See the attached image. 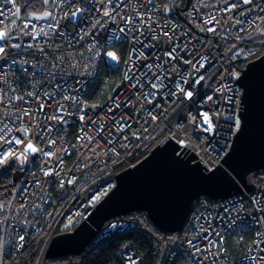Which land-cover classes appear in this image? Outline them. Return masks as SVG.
<instances>
[{
  "label": "built area",
  "instance_id": "2783aa9c",
  "mask_svg": "<svg viewBox=\"0 0 264 264\" xmlns=\"http://www.w3.org/2000/svg\"><path fill=\"white\" fill-rule=\"evenodd\" d=\"M180 1L56 0L44 11L52 16L38 20L34 16L44 12L21 17L18 0H0V30L10 32L0 55V153H14L0 164V264H53L54 238L84 221L119 173L169 140L184 154L194 153L192 163L209 170L223 163L239 128L238 75L264 55V0H191L184 17L170 5ZM77 8L83 11L73 17ZM109 51H118L119 64L106 56ZM119 69L106 100L96 106L86 100L103 70L105 84ZM202 113L212 118L211 132L204 131ZM13 137L23 143H7ZM27 143L38 151L16 159ZM258 176L250 190L194 204V234L185 238L181 260L225 264L231 260L226 235L242 227L252 238L237 264H264V176ZM130 230L147 233L135 219L112 218L91 244ZM121 252L125 264H142L132 241L124 240ZM75 261L56 264H81Z\"/></svg>",
  "mask_w": 264,
  "mask_h": 264
},
{
  "label": "water",
  "instance_id": "95a60500",
  "mask_svg": "<svg viewBox=\"0 0 264 264\" xmlns=\"http://www.w3.org/2000/svg\"><path fill=\"white\" fill-rule=\"evenodd\" d=\"M238 83L243 89L240 124L221 165L209 170L192 163L194 153L184 154L177 143L167 141L119 173L115 187L92 213L72 232L54 238L48 257L82 255L107 221L138 211H145L162 234H178L199 199L219 200L252 189V176L264 174V55L241 69Z\"/></svg>",
  "mask_w": 264,
  "mask_h": 264
},
{
  "label": "trees",
  "instance_id": "16d2710c",
  "mask_svg": "<svg viewBox=\"0 0 264 264\" xmlns=\"http://www.w3.org/2000/svg\"><path fill=\"white\" fill-rule=\"evenodd\" d=\"M191 0H181L178 4L172 5L174 14L184 17L187 6ZM20 6L21 17L29 16L30 13H43L46 9L50 8L52 4L45 5L43 0H18ZM112 79L103 84L102 76L106 75L103 70L100 78L96 81L88 92L86 100L95 104L98 101L104 100L108 96V92L113 88L117 79L121 75V69L112 71ZM102 82V83H101ZM131 215H138L141 218V225L146 228L147 233L143 234L137 230H130L119 235H115L110 239L100 243L97 246H89L86 251L80 256H64L56 258V263L64 262L67 260L82 259V264H125L121 252V244L124 240L132 241L135 245L136 251L139 255L143 256L142 264H157L159 263L161 255V246L158 241V236L163 234L159 231L157 226L152 222L149 215L145 211L134 212ZM193 216H190L184 230L179 234L180 237H191L194 234L193 230ZM251 240V233L249 231H241V233H233L228 235L227 246L231 260L229 264H237L236 259L244 252L246 245ZM73 257V259H69ZM180 263V260L176 263Z\"/></svg>",
  "mask_w": 264,
  "mask_h": 264
},
{
  "label": "snow or ice",
  "instance_id": "6c2138e0",
  "mask_svg": "<svg viewBox=\"0 0 264 264\" xmlns=\"http://www.w3.org/2000/svg\"><path fill=\"white\" fill-rule=\"evenodd\" d=\"M69 0H59V3L61 5L65 4V3H68ZM109 4L111 3V0H108ZM152 0H149V3H151ZM252 0H243V3L244 4H249L251 3ZM43 3L45 5H49L50 3L51 4H55L56 3V0H43ZM72 5L70 4L69 5V8L71 9ZM236 7L235 4L233 5H230V8H234ZM230 10V9H229ZM11 11V10H10ZM19 11V9H17V12ZM83 9H80V8H77L75 12H72V16L75 17L77 14H79L80 12H82ZM3 13L0 12V15H2ZM104 15L106 16H111V13L110 12H104ZM52 16V13L51 12H44L43 15L41 16H34L35 19H46L48 17ZM29 17H33V14H29ZM54 18V17H53ZM128 20L130 21L131 18H128ZM212 21L209 20V21H206L205 23H211ZM0 23H2V21H0ZM33 29H35V25L32 26ZM25 28H27V25H25ZM123 31V30H121ZM208 31H214L213 28H209ZM261 31H264V29H261ZM41 32H44V29L41 28ZM30 35L32 33H29ZM45 35H47V33H44ZM9 37H10V32L9 31H5V30H0V55H4L6 54V48H5V43L9 41ZM36 38V35H33V39ZM11 39H17L16 36H11ZM9 47L10 48H19L20 45L19 44H9ZM172 53H169V56H171ZM236 53L233 54V56H235ZM106 56L107 57H110L112 61H117L118 60V56L116 55V53L114 52H107L106 53ZM12 63H17L16 61H13ZM203 65H201L202 67ZM199 79H203V77H200ZM196 82H199V80H197ZM156 85H153V87H155ZM181 91H183V89H181ZM186 97L187 98H191L192 97V92L191 91H188L186 94ZM207 99H212L211 96L207 97ZM40 109L42 110L43 109V105L40 106ZM202 116V123L206 124L207 127L204 128V131L205 132H211L213 130V123H212V118L211 116L208 114V113H202L201 114ZM60 119H62V117H59ZM83 118V117H81ZM199 123V122H198ZM22 131L25 133V135L28 134V130L25 128V129H22ZM0 139H3V137H0ZM7 143L9 144H21L23 143V140L21 139H18V138H15L13 137L12 140H8ZM51 143H54V141H52ZM181 143L183 144V141H181ZM38 151V149L32 144V143H27L24 147V150L23 152L19 153L18 155H15V158L16 159H20L21 156H27L29 155L30 153H34ZM53 153L49 152V153H45V155H52ZM14 153L12 151H9V150H5V152L3 153H0V164H4L9 156H13ZM46 174H49V173H46ZM72 181H69V183H71ZM4 210V206L3 205H0V212H3ZM227 211V209H226ZM111 227L115 228L117 227L116 225H112ZM4 231V221L3 220H0V250H2L3 248V236H2V233ZM24 240V236H20L19 237V241H23ZM22 246V245H21ZM262 260H264V257H261Z\"/></svg>",
  "mask_w": 264,
  "mask_h": 264
},
{
  "label": "bare ground",
  "instance_id": "6f19581e",
  "mask_svg": "<svg viewBox=\"0 0 264 264\" xmlns=\"http://www.w3.org/2000/svg\"><path fill=\"white\" fill-rule=\"evenodd\" d=\"M190 4H192V1L190 2ZM95 83V82H94ZM94 83H92V85L94 84ZM91 88H92V86H91ZM109 93V92H108ZM108 98V96L104 99V100H106ZM195 160V159H194ZM256 175V174H255ZM255 175H253L252 176V178L255 176ZM251 178V179H252ZM253 213H256V212H253ZM139 218V216L138 215H131V216H129V217H118V219H120V220H129V219H135V220H137V221H139V223H140V227L141 228H143V229H146L145 227H143L142 225H141V221H140V219H138ZM194 225V224H193ZM78 226V225H77ZM76 226V227H77ZM193 230H194V226H193ZM137 231H139V232H141L140 230H137ZM241 231H249L250 233H251V238H252V231H250V230H248V229H242V227H238L237 229H234L231 233H229V234H227L226 235V239H228V235H230V234H233V233H241ZM142 233V232H141ZM179 234H181V233H178V234H175V235H165V234H163L162 236H158V241H159V243H160V241H163V242H166V244H167V248L166 249H163L162 248V245H161V243H160V246H161V255H160V259H159V263H157V264H176L179 260H177V259H180L179 257H178V252H179V250L180 249H182V248H187L188 247V244H186L185 243V238L186 237H180V236H178ZM117 235H119V234H117ZM113 236H115V233L114 234H112L109 238H107V239H110L111 237H113ZM106 239V240H107ZM106 240H104V241H106ZM104 241H100V242H93L92 244H90L89 246H97V245H99L100 243H102V242H104ZM205 241H207L206 239H204V243H205ZM250 242V241H249ZM228 244V243H227ZM227 244H226V242L224 243V245H226L227 246ZM248 245V244H247ZM247 245H246V247H247ZM88 246V247H89ZM246 247H245V250H246ZM244 250V251H245ZM244 253V252H243ZM242 253V254H243ZM83 254V253H82ZM227 254L230 256V258H231V255L229 254V249H228V246H227ZM81 255H75V257H80ZM143 257V256H142ZM49 258V257H48ZM44 259L46 260L47 259V256H44ZM49 260L53 263V264H56V261H55V259H53V258H49ZM74 260H76L75 262H77V261H80L81 262V264H82V259H74ZM177 261V262H176ZM179 264H187L185 261H183V260H181L180 259V263ZM196 264H200V263H196ZM225 264H229V261H227Z\"/></svg>",
  "mask_w": 264,
  "mask_h": 264
},
{
  "label": "rangeland",
  "instance_id": "374dc122",
  "mask_svg": "<svg viewBox=\"0 0 264 264\" xmlns=\"http://www.w3.org/2000/svg\"><path fill=\"white\" fill-rule=\"evenodd\" d=\"M30 14H32V13H30ZM114 53H116V55L118 56V54H117L118 51H117V52H114ZM109 58H110V57H109ZM110 61H111L113 64H119V63L121 62L119 56H118V60H117V61H112L111 58H110ZM239 75H240V74H239ZM239 75H238V76H239ZM226 117H227V116H226ZM236 117L238 118V112L236 113ZM239 124H240V123H239V121H238V127H239ZM238 127H237V128H238ZM258 175H259L258 177H260V176H264L263 174H258ZM252 183H253V182H252ZM107 192H108V191H107ZM107 192H106V193H107ZM138 219H140V221H141V218H140V217H139ZM74 223H76V221L70 223V225H72V224H74ZM69 259H73V257H69ZM67 261H68V260H67ZM67 261H64V263L67 262ZM57 262H59V261H57Z\"/></svg>",
  "mask_w": 264,
  "mask_h": 264
},
{
  "label": "clouds",
  "instance_id": "9594fccd",
  "mask_svg": "<svg viewBox=\"0 0 264 264\" xmlns=\"http://www.w3.org/2000/svg\"><path fill=\"white\" fill-rule=\"evenodd\" d=\"M240 73H241V71H240ZM239 123H240V120H239Z\"/></svg>",
  "mask_w": 264,
  "mask_h": 264
}]
</instances>
